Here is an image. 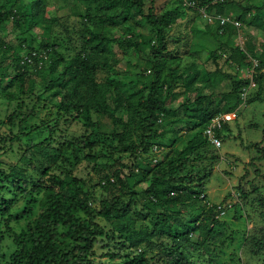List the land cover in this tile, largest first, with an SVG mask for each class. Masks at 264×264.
I'll return each instance as SVG.
<instances>
[{
	"label": "trees",
	"instance_id": "16d2710c",
	"mask_svg": "<svg viewBox=\"0 0 264 264\" xmlns=\"http://www.w3.org/2000/svg\"><path fill=\"white\" fill-rule=\"evenodd\" d=\"M78 1L85 11L74 13L86 21L79 50L67 29V36L51 34L62 21L50 17L51 0H0V95L19 107L10 123L20 119L24 124L19 134L0 126V227L15 245L10 264H210L205 248L220 226L221 209L208 200L206 179L220 155L204 132L219 114L236 112L238 119L252 81L261 94L264 55L258 56L254 46L248 45V50L236 43L239 27L216 20L207 24V35L219 49L229 50L228 63L253 68V79L199 69L195 51L187 58L169 56L170 31L188 12L202 9L211 16H231L242 26L264 28V0H192L196 8L177 0L175 7L161 13L157 0ZM133 12L140 16L136 28L128 26L126 35L112 34L120 22L133 18ZM9 24L18 29L17 46L3 38ZM142 25H149L152 35L140 32ZM36 28L43 35H33ZM144 44L150 46L147 67L136 78L129 79L127 73L122 77L114 47L144 53ZM222 56L212 51L211 58ZM226 80H232L230 90L216 93V82ZM180 86L188 96L171 107L169 101ZM36 118L40 121L26 126ZM104 118L111 125H105ZM76 121L87 127L85 141H59L63 125ZM230 123L218 131L223 142ZM37 133H45L42 140L24 143L23 138ZM17 142L24 144L23 153L8 166L3 156L15 152ZM107 142L116 145L111 151L120 153V159L115 160L129 172L117 168L104 175L98 186L108 196L95 205L88 181L75 174L77 166L65 171L59 161L69 151L70 160L89 161L97 170V150ZM155 146L169 147L166 157L175 158L169 168H163L168 161L151 157ZM253 146L262 153L249 166L264 181L257 164L264 161V140L247 147ZM124 158L129 162H122ZM141 184L142 190L137 188ZM238 188L243 200L262 190L257 185L249 192ZM21 200L23 208L18 206ZM261 203L264 206L263 195ZM235 206L243 210V202ZM221 207L228 211L234 205ZM14 222L21 224L20 231ZM193 250L201 254L197 257Z\"/></svg>",
	"mask_w": 264,
	"mask_h": 264
},
{
	"label": "rangeland",
	"instance_id": "374dc122",
	"mask_svg": "<svg viewBox=\"0 0 264 264\" xmlns=\"http://www.w3.org/2000/svg\"><path fill=\"white\" fill-rule=\"evenodd\" d=\"M52 5L49 8L51 11L50 17H60L62 21H57L56 27L51 31L52 35L67 36L63 30L67 29L72 34L74 39V45L76 49H80L82 46L81 38L79 37L81 29L85 27V17L79 16L74 13L77 10L84 13V9L78 0H51ZM177 0H157L156 4L160 13L175 7ZM133 18L126 24L121 22L113 28L111 33H115L117 36L127 34V28H136V20L140 18L139 14L133 12ZM209 23L207 18L203 15L200 16L199 11H190L187 16L182 17L170 31V44L169 51L170 57L181 55L188 57L187 55L195 51L197 56V63L199 69H206L207 71H215L219 69L221 72L235 76L236 74L244 79H253L255 73L253 68L238 69L235 64L227 62L229 56V50L219 49V44L215 42L210 35H207L206 26ZM210 24V23H209ZM69 29V30H68ZM139 31L146 35H152V29L149 25H142L139 27ZM33 35H43L39 28L32 31ZM18 29L12 24H9L3 38L13 45L17 46ZM236 43L243 48L248 49L249 46H254L258 56L264 55V28L260 27H248L246 25L239 29V35L236 39ZM249 45V46H248ZM145 52L139 53L133 48L120 49L119 46L114 47L120 59V72L122 77L127 73L129 79L138 77L139 72H143L147 67V61L150 57V46L144 44ZM73 50V51H76ZM249 50V49H248ZM70 50V53H74ZM212 51H217L219 55H223L219 60L211 58ZM137 65V66H135ZM151 71L147 72L150 75ZM143 74H140V77ZM103 77L107 75L102 73ZM33 77H38L34 75ZM232 87V80H226V82H216L213 90L216 93H223L226 90H230ZM186 87L180 86L177 89L176 94L169 101L171 107H178L185 102L187 98ZM211 89H206L205 93H210ZM192 93H190L191 95ZM244 105L240 109V116L238 119L233 118L230 120L231 130L226 132L229 135L228 139L224 142L223 149L219 151L220 158L215 165L214 170L209 174L206 179L208 200L212 204L218 206L234 205L232 209L226 211L225 215L218 214L220 218V226L216 229L215 236L211 241L206 244V253L209 257L206 260L210 264H264V218L262 212L264 206L261 203L262 195L264 196V181L259 180L255 168L249 166L252 158L257 157L261 152L256 146L247 147L251 142H261L264 140V101H258L264 98V84L260 94V86L251 82L250 86L246 89L244 95ZM250 99L255 101L250 103ZM257 101V102H256ZM255 102V103H254ZM16 103L11 104L0 95V126L3 123V129L14 130L15 133H21L20 119L16 121V124L10 123V115L18 109ZM42 115V113H41ZM236 119V120H235ZM39 119H31L26 123V126L32 127L35 123L39 122ZM105 125L109 126L110 121L107 118L103 119ZM64 131L57 139L59 141H68V139H76L77 141H85L83 138L86 135L87 127L81 122H72L70 124L63 125ZM44 134L37 133L31 137L23 138L24 143L30 144L31 142H39L44 137ZM81 139V140H79ZM60 143V142H58ZM24 144L17 142L14 146L15 152L5 154L3 159L5 163L10 166L19 161L20 156L24 150ZM116 145L107 142L103 144L100 149L97 150L100 157L98 160V169L95 170V164L89 161H76L71 157L69 151L65 152L63 158L59 161V167L62 170H73L75 166V174L79 177H83L88 181L90 191L95 195V205H99L102 198L107 197L108 193L98 186L101 178L109 172H114L117 168L124 170V174L129 171L122 168L120 162H116V158L120 159V153L111 151V147ZM167 146L166 150H160L151 154V157L155 159L168 161L163 164V168H169L170 161H175L174 156L170 158L166 157L169 151ZM28 156L31 154L28 153ZM106 155V156H105ZM153 155V156H152ZM153 157V158H154ZM168 158V159H167ZM129 159L124 158L122 162H126ZM129 162V161H128ZM74 164V166H73ZM258 166L261 167L264 173V161L258 162ZM248 173V174H247ZM256 180L255 185L261 187V193H252L248 199H242L239 193V186L241 185L245 191H252L254 184H251L252 179ZM138 176L133 178L132 183H136ZM144 184L138 185V189L142 190ZM114 192L118 193V190L114 188ZM145 196L142 195L141 198ZM243 210L237 211V203L242 204ZM18 206L24 207V203L21 200ZM247 215L250 217L248 220ZM17 231L21 230V224L18 222L13 223ZM0 233L3 235V241L0 242V251L5 254V258L0 259V264H10V255L14 251L15 245L13 244L12 237L5 232L3 225L0 227ZM191 239L195 241L197 236L194 235ZM262 242V243H261ZM194 254L198 257L201 252L193 250Z\"/></svg>",
	"mask_w": 264,
	"mask_h": 264
},
{
	"label": "built area",
	"instance_id": "2783aa9c",
	"mask_svg": "<svg viewBox=\"0 0 264 264\" xmlns=\"http://www.w3.org/2000/svg\"><path fill=\"white\" fill-rule=\"evenodd\" d=\"M186 6L189 7H193L196 8V3L193 2L192 0H183ZM210 23H214L216 20L221 21L222 25H226L228 23H232L234 25H236L237 27L241 28L242 27V23L237 21L235 18L231 17V16H211L208 15L206 13V11L204 9H202L200 11ZM27 61L32 63V58H29L27 56ZM258 66V61H255V67ZM236 117V112L231 113V114H219L218 116L214 117L211 121V123L209 124V126L206 128L204 134L207 137L208 141L212 144V146L217 149L218 151H221L223 149L224 146V142L222 140V138L218 135V131L222 130L224 127V124L227 123L228 121H230L231 119ZM160 149L158 148V146L154 147V153L155 152H159ZM158 159H155V162H157ZM212 205V204H209ZM219 209H221V213L220 215H225L226 211L223 210L222 211V207L220 206Z\"/></svg>",
	"mask_w": 264,
	"mask_h": 264
}]
</instances>
